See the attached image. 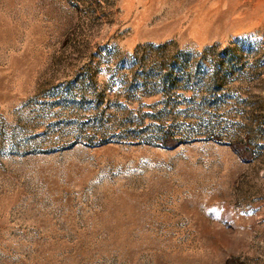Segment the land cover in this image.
I'll use <instances>...</instances> for the list:
<instances>
[{
    "label": "rangeland",
    "instance_id": "obj_1",
    "mask_svg": "<svg viewBox=\"0 0 264 264\" xmlns=\"http://www.w3.org/2000/svg\"><path fill=\"white\" fill-rule=\"evenodd\" d=\"M0 264H264V0H0Z\"/></svg>",
    "mask_w": 264,
    "mask_h": 264
}]
</instances>
